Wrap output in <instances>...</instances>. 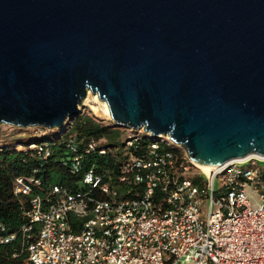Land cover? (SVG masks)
<instances>
[{
    "label": "water",
    "instance_id": "water-1",
    "mask_svg": "<svg viewBox=\"0 0 264 264\" xmlns=\"http://www.w3.org/2000/svg\"><path fill=\"white\" fill-rule=\"evenodd\" d=\"M115 126L213 167L264 156V0H0V124Z\"/></svg>",
    "mask_w": 264,
    "mask_h": 264
},
{
    "label": "built area",
    "instance_id": "built-area-1",
    "mask_svg": "<svg viewBox=\"0 0 264 264\" xmlns=\"http://www.w3.org/2000/svg\"><path fill=\"white\" fill-rule=\"evenodd\" d=\"M130 132L127 147L143 136L151 143L123 163L117 179L93 168L84 173V182L103 196L55 187L53 201L30 198L23 233L41 223L25 244L31 264H264V156L234 159L207 173L168 135ZM170 146L181 149V158ZM96 149L92 140L87 151ZM80 159L72 162L75 172ZM32 180L18 177L15 193L30 195ZM249 190L259 195L255 207ZM71 214L83 219L79 231ZM14 238L0 236V243Z\"/></svg>",
    "mask_w": 264,
    "mask_h": 264
},
{
    "label": "trees",
    "instance_id": "trees-1",
    "mask_svg": "<svg viewBox=\"0 0 264 264\" xmlns=\"http://www.w3.org/2000/svg\"><path fill=\"white\" fill-rule=\"evenodd\" d=\"M127 131L112 122H104L90 113L81 112L61 129L58 137L31 140L27 144L23 143V137L0 141V236L15 234L12 241L0 243V264H31L25 244L27 239L35 238L41 228V223L36 222L30 233H23V226L30 223L25 212L31 197L39 195L53 201L58 195L54 192L55 187L101 197L103 195L98 189L84 182L85 171L93 168L105 179L114 181L131 155L145 153L151 139L143 136L133 146L127 147L126 140L131 134ZM92 140L97 142V149L87 151ZM33 143L36 145L31 146ZM39 146L45 147L49 155ZM167 148L181 158L180 148ZM76 156L81 159L75 172L72 162ZM18 177L33 179L30 195L15 193ZM69 221L75 231L81 229L82 218L71 214Z\"/></svg>",
    "mask_w": 264,
    "mask_h": 264
},
{
    "label": "rangeland",
    "instance_id": "rangeland-1",
    "mask_svg": "<svg viewBox=\"0 0 264 264\" xmlns=\"http://www.w3.org/2000/svg\"><path fill=\"white\" fill-rule=\"evenodd\" d=\"M88 93H91V95L90 97L87 96L84 99L83 106H81L82 112L90 113L93 116L99 118L101 121L112 122L114 124L111 115L106 112L103 103L94 99V97L92 96V94L94 93H92V91H89ZM45 130L47 131L42 134L41 132H44ZM126 130H128L127 132L130 131L129 129ZM60 134V128L48 129L39 126L18 127L10 124H0V141L23 137V143L27 144L31 140L55 138L58 137ZM219 184L220 182L219 180H217L216 186H219ZM248 195L251 201V205L254 207L257 206L260 201L258 193L253 190H249Z\"/></svg>",
    "mask_w": 264,
    "mask_h": 264
},
{
    "label": "bare ground",
    "instance_id": "bare-ground-1",
    "mask_svg": "<svg viewBox=\"0 0 264 264\" xmlns=\"http://www.w3.org/2000/svg\"><path fill=\"white\" fill-rule=\"evenodd\" d=\"M91 93H88V97H90ZM92 96L94 97V99H96L97 101H101L105 107V110L106 112L110 115V109H109V106H108V103L105 101V100H101L97 94H92ZM198 166L203 169L205 172H210L214 169L213 166H210V165H206V164H200V163H197Z\"/></svg>",
    "mask_w": 264,
    "mask_h": 264
}]
</instances>
